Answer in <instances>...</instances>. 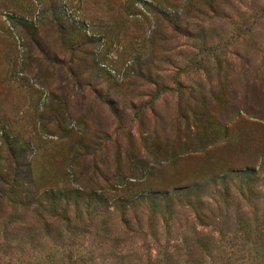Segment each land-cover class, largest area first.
I'll list each match as a JSON object with an SVG mask.
<instances>
[{"label": "rangeland", "instance_id": "obj_1", "mask_svg": "<svg viewBox=\"0 0 264 264\" xmlns=\"http://www.w3.org/2000/svg\"><path fill=\"white\" fill-rule=\"evenodd\" d=\"M25 166L106 204L86 236L0 213V264H264V0H0V178ZM186 189L200 219L147 238L118 203Z\"/></svg>", "mask_w": 264, "mask_h": 264}, {"label": "trees", "instance_id": "obj_2", "mask_svg": "<svg viewBox=\"0 0 264 264\" xmlns=\"http://www.w3.org/2000/svg\"><path fill=\"white\" fill-rule=\"evenodd\" d=\"M123 117V113L120 112V118ZM11 155L16 158L15 154ZM95 156L97 157L94 155L91 160L93 172L98 171ZM27 167L25 166V169ZM192 190H177L173 193L137 191L136 193L131 192V195L125 197L122 195L126 193L122 192L118 203L124 216L128 208H131L133 212L136 209L142 210L144 216L148 215V231L144 232V226L141 223L138 224L139 229L134 231L136 234L138 233L139 237L147 238V233H152V227H156L159 220L166 223V213L168 212L169 215L174 213L176 206L190 208L191 212L195 213V218L200 219L199 211H196L200 202L193 199ZM103 194L101 191L93 190L89 192L70 190L39 195L27 168L23 173L14 171L8 176V179L0 178V213L12 209L13 215H17L18 212L25 215L29 211H33L36 219L42 223L48 234L56 233L58 236L63 233L72 234V236L76 234L92 235L98 233L99 211L96 206L106 204V196ZM124 216L120 218V222L129 230V224ZM102 228L104 229L103 226Z\"/></svg>", "mask_w": 264, "mask_h": 264}]
</instances>
